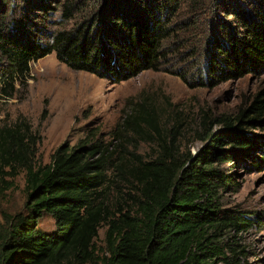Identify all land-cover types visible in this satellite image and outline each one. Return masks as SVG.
Masks as SVG:
<instances>
[{"label":"trees","instance_id":"16d2710c","mask_svg":"<svg viewBox=\"0 0 264 264\" xmlns=\"http://www.w3.org/2000/svg\"><path fill=\"white\" fill-rule=\"evenodd\" d=\"M241 1L246 7L218 28L199 84L264 74V0ZM182 3L102 0L77 26L53 31L48 43L27 20L7 19L0 8L7 61L0 91L11 96L18 80L25 84L30 62L52 52L69 68L113 83L156 70L167 56L164 42L178 33L173 17ZM62 17H72L67 3ZM239 109L215 119L224 130L203 136L194 156L168 144L156 108L141 102L116 124L111 140L90 130L72 146L61 144L44 165L35 163L37 139L27 123L0 126V180L9 185L5 177L23 170L27 196L26 213L8 217L0 231V264H248L242 246L219 241L252 225L241 211L222 206L223 193L239 183L237 172L220 166L264 170V136L254 132L264 128V85ZM142 141L157 142L155 158L138 152ZM110 184L127 186L114 209L106 202ZM44 214L55 221L52 232L37 227ZM103 226L100 251L94 241Z\"/></svg>","mask_w":264,"mask_h":264},{"label":"rangeland","instance_id":"374dc122","mask_svg":"<svg viewBox=\"0 0 264 264\" xmlns=\"http://www.w3.org/2000/svg\"><path fill=\"white\" fill-rule=\"evenodd\" d=\"M101 1L0 0V8L6 12L7 19L27 20L29 27L36 29L40 41L48 43L53 31L77 26ZM65 3L72 8V17L68 19L62 17ZM243 4L241 0H183L173 17L178 33L164 42L167 56L160 67L143 70L117 83L73 70L60 62L54 52L31 61L25 84L18 80L11 96L0 91V126L27 123L37 139L35 163L44 165L61 144L72 146L90 130L96 129L98 136L111 140L116 124L133 104L141 102L156 108L168 144L194 156L205 146L203 136L210 130L213 134L224 130L215 119L235 116L264 85V74L245 75L214 85L203 78V84L198 83L204 77L208 53L209 57L213 54L214 38L220 36L218 28L228 24L235 9ZM6 62L0 53V73ZM254 132L264 136V128H256ZM158 151L156 141H142L138 147L146 160L155 158ZM220 167L237 172L239 183L236 190L223 193L222 206L241 211L252 220V225L241 231L233 229L219 237V241L242 246L245 249L242 262L264 264V170L248 172L237 163ZM24 177L21 170L15 177H5L9 185L0 180V231L7 226L8 217L26 213ZM125 187L110 184L105 189L110 209L119 204L122 199L119 189L127 191ZM37 227L48 233L56 226L53 217L44 214ZM105 229V226L99 229L94 241L100 251L105 248ZM227 254H231L229 249ZM212 264L224 262L215 259Z\"/></svg>","mask_w":264,"mask_h":264},{"label":"bare ground","instance_id":"6f19581e","mask_svg":"<svg viewBox=\"0 0 264 264\" xmlns=\"http://www.w3.org/2000/svg\"><path fill=\"white\" fill-rule=\"evenodd\" d=\"M74 91H76V90H74Z\"/></svg>","mask_w":264,"mask_h":264}]
</instances>
